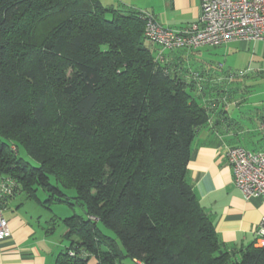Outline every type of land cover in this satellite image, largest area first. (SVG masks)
I'll use <instances>...</instances> for the list:
<instances>
[{
    "label": "trees",
    "instance_id": "obj_1",
    "mask_svg": "<svg viewBox=\"0 0 264 264\" xmlns=\"http://www.w3.org/2000/svg\"><path fill=\"white\" fill-rule=\"evenodd\" d=\"M154 44L139 9L0 0V177L29 197L76 189L86 216L64 219L55 264H264V247L222 243L196 195L188 164L210 114Z\"/></svg>",
    "mask_w": 264,
    "mask_h": 264
},
{
    "label": "crops",
    "instance_id": "obj_2",
    "mask_svg": "<svg viewBox=\"0 0 264 264\" xmlns=\"http://www.w3.org/2000/svg\"><path fill=\"white\" fill-rule=\"evenodd\" d=\"M100 1L107 7L150 11L160 23L173 28L188 27L199 22L202 15V0ZM223 45L222 55L232 58L229 67L242 76L233 78L236 86L230 90L216 85L213 79L207 83L214 86L202 85L203 79L191 77L190 71L180 67L181 55L193 50L166 51L165 56L178 75L187 81H198L200 87L193 92L202 98L210 114L192 143L188 170L193 189L204 208L213 215L220 240L226 247L234 249L252 243L260 246L256 230L264 217V200L246 198L236 186L226 149L241 145L254 151L264 150V82H261L264 80V41L235 40ZM154 47L158 51V45ZM23 193L18 191L3 205V209L9 208L7 215L3 212L12 235L0 243V264H55L63 242L41 222L35 223L20 213L18 200Z\"/></svg>",
    "mask_w": 264,
    "mask_h": 264
},
{
    "label": "built area",
    "instance_id": "obj_3",
    "mask_svg": "<svg viewBox=\"0 0 264 264\" xmlns=\"http://www.w3.org/2000/svg\"><path fill=\"white\" fill-rule=\"evenodd\" d=\"M141 11L145 19V36L159 47L156 55L159 61H164L166 51L171 50H196L235 40L264 41V0H202L200 21L185 28L165 26L154 13ZM262 128L264 130V122ZM226 156L236 186L244 196L264 200V150L254 151L236 145L227 147ZM16 193L12 179L0 177V243L12 235L3 205ZM256 239L264 247V217L257 227Z\"/></svg>",
    "mask_w": 264,
    "mask_h": 264
},
{
    "label": "rangeland",
    "instance_id": "obj_4",
    "mask_svg": "<svg viewBox=\"0 0 264 264\" xmlns=\"http://www.w3.org/2000/svg\"><path fill=\"white\" fill-rule=\"evenodd\" d=\"M224 46L225 45H207L189 53L183 51L184 53L181 55V59L178 60V63L181 68L184 67L187 71H190L191 77L195 76L196 79H203V81H201L202 85L208 84L207 82L213 79L216 85L222 86L223 89L230 90L236 86V82H232L233 78L237 79L242 76L240 75L241 73L236 74V70L234 71L229 67L232 58L228 55H222L220 52V49ZM261 82H264V80ZM214 83L210 85L214 86ZM210 85L208 84V86ZM259 86L262 88V85ZM191 92L193 91L191 90ZM19 155L31 164L38 165V162L27 154L23 146H20ZM51 181L55 185H58L54 177H51ZM59 186L70 197L69 199L61 201L51 196L50 192L44 190L42 187L35 185L36 197H29L28 194L24 192L19 198L18 203L20 204L19 207H21L20 213L32 219L35 223L41 222L46 229L53 231L52 235H55L54 237L63 242V250L67 244L63 236L66 231L64 219L73 215L86 216V212L83 205L76 198L77 192L75 188H64L60 184ZM8 209L9 208L4 209L5 215H7ZM99 226L106 233L114 235V233L103 224L100 223ZM121 248L123 249L122 246ZM123 261L124 264H132L127 258H124ZM95 262V258L90 259V264H95Z\"/></svg>",
    "mask_w": 264,
    "mask_h": 264
}]
</instances>
